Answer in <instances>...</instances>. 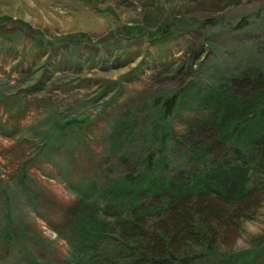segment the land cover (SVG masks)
I'll return each instance as SVG.
<instances>
[{
  "label": "rangeland",
  "instance_id": "374dc122",
  "mask_svg": "<svg viewBox=\"0 0 264 264\" xmlns=\"http://www.w3.org/2000/svg\"><path fill=\"white\" fill-rule=\"evenodd\" d=\"M263 109L264 0H0V264H62L89 225L103 230L102 254L131 235L150 256L146 235L159 233L166 252L210 253L194 264H264V145L245 164L220 139ZM184 146L203 149L231 199L166 193L147 227L122 222L135 215L129 199L105 208V189L126 176L191 190ZM93 179L100 195L84 200ZM209 199L228 208L216 234L199 212ZM188 207L189 246L163 228Z\"/></svg>",
  "mask_w": 264,
  "mask_h": 264
},
{
  "label": "trees",
  "instance_id": "16d2710c",
  "mask_svg": "<svg viewBox=\"0 0 264 264\" xmlns=\"http://www.w3.org/2000/svg\"><path fill=\"white\" fill-rule=\"evenodd\" d=\"M168 26V25H167ZM160 30V29H159ZM177 107V101L175 97H170L164 102L163 106V114L164 116H167L170 112H172L175 108ZM261 110V109H260ZM259 110V111H260ZM257 114V113H256ZM260 115V113H258ZM217 121L220 123L221 122V128H222V120L218 117ZM205 122H203L201 125H204ZM200 125V126H201ZM199 127V126H198ZM237 128H243L244 130H247L248 125L246 126H241ZM221 130V129H220ZM222 133V131H221ZM221 138L224 139L225 143L226 141L229 142V147L233 148L232 156L236 157V159H243L244 163H250V153L252 148H254V145L256 142H260L261 144L264 145V109L261 111V115L259 118V121H257V124L252 126V129H249V132L247 135H244L241 139L239 137H236L234 134V131L232 130L228 135H221ZM220 138V139H221ZM238 138L240 139V142L238 141ZM201 153L204 151L201 150ZM200 153V154H201ZM261 156L264 154H260ZM204 156V153L201 154V157ZM229 159H233L230 157ZM248 160V161H247ZM149 161V160H148ZM207 167L204 169L202 168L200 173H194L193 171H187V168H184L181 173H184V177L181 175V180L183 182V178L189 179L192 181V189L187 190L185 192H180L174 191V189L180 190V184L177 183L178 181L173 180L171 177H167L164 179H158L155 178L152 175V172H149L147 169L146 171L148 174H151L154 177V180H151V183L143 184V183H138V179L136 177L132 176H126L123 177L121 181H113L111 182L108 187L105 189L104 195H108V199L110 200V203L106 200L104 202V206L106 209L109 208H115L113 206L114 204H118L119 201L121 200H126L129 199L128 203L124 206L131 205L133 204L131 208V213H135L134 216L129 215L127 217V220L122 221L125 223H133L135 224V221H137V224L139 221H145L149 219L152 216L145 217V215L152 214L157 210L161 209H166V206L170 204L169 201H164V205H156V202H159V200L162 202L163 194H171L173 197L180 198L182 196L191 194V193H198V189L201 187H204V190H208L211 192H214L215 194L225 197L227 199H231L230 197L232 194L230 193L232 191V187H225V184H223L221 181H219L217 178L214 179V181H211V183L205 178L207 176H215V172L209 168V164L207 161H202ZM150 170L153 169V166L149 163ZM142 175L140 174L138 177H141ZM198 177H201L200 179H203L205 182L201 183L198 180ZM181 195H177L180 194ZM98 195H100V189L98 187V184L94 181H91L86 188V190L82 191V196L83 197H90L92 200H95ZM207 195V194H205ZM176 200V198H174ZM116 200V201H115ZM233 200V199H232ZM230 200V201H232ZM169 202V203H168ZM246 202L248 200H240L239 205L243 208H246L245 206L247 205ZM190 206L192 204H189ZM123 206V205H122ZM224 205L223 203H217L214 199H209L208 202L203 203V207L199 212H201L205 217H207V222L209 225V229L211 232L214 231L216 234L217 229L215 228L216 222L219 223H224L227 220L228 212L226 211L227 206ZM108 207V208H107ZM115 210L121 209V206H117ZM141 207V209H140ZM228 209V208H227ZM137 212V213H136ZM145 212L143 215H139L140 213ZM188 212H190V217H191V210L188 209L184 212L183 209H178L174 211L172 221L171 222H166L164 221V226L168 233L172 234L173 240H181V243H187L188 246L192 243L191 240L189 239L191 236H193V230L191 227L192 226V217L190 221V217ZM137 214V215H136ZM152 219V218H151ZM145 226V224H143ZM94 227H91L90 225L85 227L81 226L79 228V239L76 238L74 243L72 244V250L71 254L69 256L70 261L64 264H69V263H75V264H115L117 261V264H141L142 261H148L150 264H194L198 261L197 259L203 258L204 256L210 254L203 253L201 254H195V253H183L180 255L173 254L172 252H166L167 251V238L163 234H157L154 233L151 236L146 235L147 239L149 240V244H153L150 248L152 250L151 255L149 256V252H142L141 251V239L137 240L134 236L127 235L124 236L121 240V244L119 242H116L111 246V250L108 252H96V236H102L101 232L103 230L101 228L95 229L94 233ZM213 237V236H212ZM210 237L209 239H205L203 243L208 241V243L212 242L214 240ZM150 238V239H149ZM181 238V239H180ZM184 239V241L182 240ZM81 240H84L80 242ZM130 242L131 245H127ZM186 247H188L185 244ZM86 250L81 252V255H78L77 252L78 250ZM190 248V247H189ZM209 248H212V245L209 246ZM106 249V248H105ZM192 249V246H191ZM146 251V250H145ZM164 251V254H163ZM156 254V255H155ZM182 255V256H181ZM32 259L35 262H38L33 256H31ZM136 258V259H135ZM113 260V262H112ZM140 262V263H139ZM41 264V263H40Z\"/></svg>",
  "mask_w": 264,
  "mask_h": 264
},
{
  "label": "bare ground",
  "instance_id": "6f19581e",
  "mask_svg": "<svg viewBox=\"0 0 264 264\" xmlns=\"http://www.w3.org/2000/svg\"><path fill=\"white\" fill-rule=\"evenodd\" d=\"M212 123L215 125V128L217 129H221V122L219 123L217 121V118L215 116V119H213ZM205 125V124H204ZM249 131V130H248ZM247 130H244L243 128H238L237 131H236V134H238V137L241 139L242 137H244V135H247L248 133ZM238 138V141L240 142V139ZM221 141L222 143H225L224 139L221 138ZM202 147H204L205 143H202ZM226 144V143H225ZM202 147H199L198 149H201ZM183 149H187L188 150V155L186 156L185 155V158L191 162V165H193V172L194 173H200L203 166H202V157H201V154L196 152V150L194 149H189L188 146L185 148L182 147ZM203 150V149H201ZM210 166V164H209ZM204 169H206V167H204ZM187 171H190L188 168H187ZM201 177H198V180L200 179ZM217 177L215 176H207L205 178V180L209 181L211 183V181H214V179H216ZM199 182L203 183L205 182L203 179H200ZM196 194H207V195H214V196H217L219 198H222L221 196L215 194L214 192H211V191H208V190H204V187H201L198 189V193H191V194H188V195H185V196H182L180 198H177V197H173V198H176V200L174 199L173 201L174 202H182V201H188L192 196L196 195ZM226 199V198H225ZM141 209V207H140ZM152 222V219L149 218L145 221V226L147 227L150 223ZM147 230V229H146ZM128 244L127 245H131L130 242H127ZM113 262V260H112ZM105 264H109V263H105ZM114 264V262H113ZM115 264H117V261L115 262Z\"/></svg>",
  "mask_w": 264,
  "mask_h": 264
}]
</instances>
